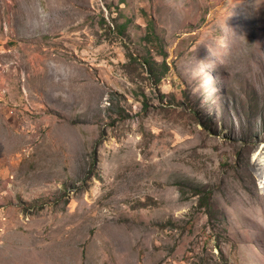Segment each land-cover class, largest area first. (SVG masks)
Masks as SVG:
<instances>
[{
    "label": "rangeland",
    "instance_id": "obj_1",
    "mask_svg": "<svg viewBox=\"0 0 264 264\" xmlns=\"http://www.w3.org/2000/svg\"><path fill=\"white\" fill-rule=\"evenodd\" d=\"M262 156L264 0H0V264H264Z\"/></svg>",
    "mask_w": 264,
    "mask_h": 264
},
{
    "label": "bare ground",
    "instance_id": "obj_2",
    "mask_svg": "<svg viewBox=\"0 0 264 264\" xmlns=\"http://www.w3.org/2000/svg\"><path fill=\"white\" fill-rule=\"evenodd\" d=\"M255 164L257 165V168L261 171L262 175L259 177L261 181L264 183V156H262L259 159L255 160Z\"/></svg>",
    "mask_w": 264,
    "mask_h": 264
},
{
    "label": "trees",
    "instance_id": "obj_3",
    "mask_svg": "<svg viewBox=\"0 0 264 264\" xmlns=\"http://www.w3.org/2000/svg\"><path fill=\"white\" fill-rule=\"evenodd\" d=\"M198 190H201V188H199ZM205 192V198H209V197H211L212 196V191H206V190H204ZM209 209H211V208H209Z\"/></svg>",
    "mask_w": 264,
    "mask_h": 264
}]
</instances>
